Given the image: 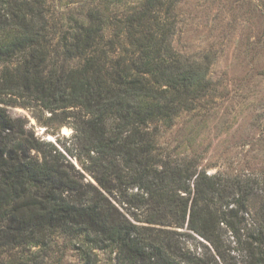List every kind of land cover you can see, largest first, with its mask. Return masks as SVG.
Here are the masks:
<instances>
[{
    "label": "trees",
    "instance_id": "1",
    "mask_svg": "<svg viewBox=\"0 0 264 264\" xmlns=\"http://www.w3.org/2000/svg\"><path fill=\"white\" fill-rule=\"evenodd\" d=\"M102 1L58 23L43 0H0V257L50 264L63 238L82 264H219L225 223L235 264H264V216L239 218L251 212L245 181L158 145L208 88L207 64L172 44L181 0ZM32 103L76 112V163L57 149L40 156L7 110Z\"/></svg>",
    "mask_w": 264,
    "mask_h": 264
},
{
    "label": "rangeland",
    "instance_id": "2",
    "mask_svg": "<svg viewBox=\"0 0 264 264\" xmlns=\"http://www.w3.org/2000/svg\"><path fill=\"white\" fill-rule=\"evenodd\" d=\"M43 1L47 16L58 23L67 13L80 16L92 4L104 6L102 0ZM108 7L120 15L125 8L117 2ZM176 15L173 47L180 55L207 64L208 88L194 110L183 113L171 128L161 129L158 145L173 160L195 159L208 174L245 181L251 212L239 218H244L243 227L252 225L254 215L259 220L264 216V0H181ZM7 110L39 142L40 156L43 149H57L76 163L71 156L74 110L52 114L35 103ZM180 231L193 235L192 249L204 252L201 243L209 245L186 227ZM221 235L223 257H215L219 264L237 263L240 247L225 223ZM56 243L50 264H82L72 250L74 242L56 238ZM5 260L0 257L1 264Z\"/></svg>",
    "mask_w": 264,
    "mask_h": 264
}]
</instances>
